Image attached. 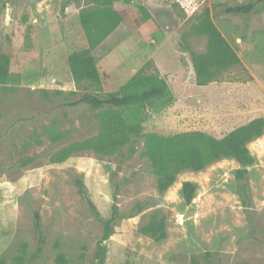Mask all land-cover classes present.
<instances>
[{
	"label": "rangeland",
	"instance_id": "1",
	"mask_svg": "<svg viewBox=\"0 0 264 264\" xmlns=\"http://www.w3.org/2000/svg\"><path fill=\"white\" fill-rule=\"evenodd\" d=\"M95 1H0V52L10 56L9 80L0 84V264H57L59 253L66 264H264V133L247 145L255 157L247 167V202L233 158L182 170L158 192L142 138L126 158L84 150L50 160L99 131L101 109L70 104L84 92H118L135 75L169 88L166 96L123 110L142 132L200 130L221 137L264 116V1L249 14H232L224 7L248 0H111L124 17L92 50L101 82L76 84L67 55L87 47L79 11ZM205 11L240 64L198 85L191 53L205 49V37L194 31ZM77 176L104 219L116 187L120 213L144 203L115 223L100 257L101 223L78 193ZM184 181L197 186L190 203L181 196ZM35 211L44 235L40 251ZM154 213L165 218L162 240L139 232Z\"/></svg>",
	"mask_w": 264,
	"mask_h": 264
},
{
	"label": "trees",
	"instance_id": "2",
	"mask_svg": "<svg viewBox=\"0 0 264 264\" xmlns=\"http://www.w3.org/2000/svg\"><path fill=\"white\" fill-rule=\"evenodd\" d=\"M1 1V0H0ZM264 0H248L224 7L226 13L249 14L258 3ZM124 13L111 6V0H96L93 7H85L79 11V22L86 37L87 47L72 51L67 55V64L72 79L76 84L101 82L95 57L92 50L107 37L122 21ZM194 31L205 37V49L191 53V62L195 73V82L204 85L216 80L221 73L231 66L240 64L236 51L223 36L207 11L195 24ZM10 76V56L0 52V84L8 82ZM169 93L168 85L161 80H149L143 83L139 75H135L120 91L101 96L92 92H84L70 105L84 103L93 109H101L98 113L99 131L96 135L63 146L50 156L52 162H62L73 153L92 150L104 155L119 154L123 158L130 157L137 149L136 140L143 139L144 152L155 175L158 192L163 193L176 179L182 170L200 171L207 165L221 158H233L240 167L236 170L238 192L242 200L248 198L247 167L255 162V157L248 148V143L264 133V116L250 119L244 124L234 127L221 137L207 132L191 130L163 135L156 132H142L139 122L127 121L122 112L127 108L137 109L144 103L159 99ZM74 184L78 193L85 199L94 216L100 221L102 236L97 242L96 257L103 252L102 241L113 232L115 223L123 218L138 213L144 207L137 202L129 214L119 212L117 187L112 195L110 216L102 218L90 199L81 176H77ZM197 186L194 182L184 181L181 185V196L185 203H190ZM247 202V201H245ZM34 227L38 238V251L44 244L39 212H34ZM139 232L155 240L166 237L165 218L152 214L139 227ZM57 264H66L63 253L56 258ZM196 260L192 259L191 264Z\"/></svg>",
	"mask_w": 264,
	"mask_h": 264
}]
</instances>
